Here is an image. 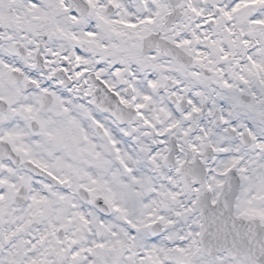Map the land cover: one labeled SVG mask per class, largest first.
I'll use <instances>...</instances> for the list:
<instances>
[{
    "label": "snow or ice",
    "instance_id": "1",
    "mask_svg": "<svg viewBox=\"0 0 264 264\" xmlns=\"http://www.w3.org/2000/svg\"><path fill=\"white\" fill-rule=\"evenodd\" d=\"M0 264H264V0H0Z\"/></svg>",
    "mask_w": 264,
    "mask_h": 264
}]
</instances>
